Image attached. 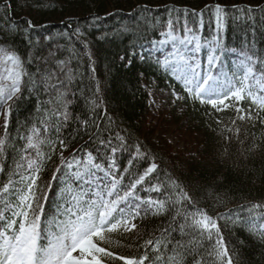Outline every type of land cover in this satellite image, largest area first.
<instances>
[{"label": "trees", "instance_id": "1", "mask_svg": "<svg viewBox=\"0 0 264 264\" xmlns=\"http://www.w3.org/2000/svg\"><path fill=\"white\" fill-rule=\"evenodd\" d=\"M217 6L224 9L221 19ZM188 36L196 46L179 42ZM201 42L208 43V51L197 49ZM0 47L19 56L28 74L0 122V138L6 141L0 185L10 178L18 181L17 171L30 174L20 165L39 158L34 150H25L23 137L37 130L44 141L39 145L44 159L39 160L36 193L46 197L40 200L42 228L61 207L62 189L76 182L75 170L88 167L89 156L112 179L122 178L121 193L155 165L156 171L134 195L138 200H164L170 210L162 216L141 213L134 221L136 231L126 237L112 234L111 243L102 246L139 258L141 245L163 240L166 228H176L177 212L203 210L217 219L239 264H264V243L248 230L264 221V113L240 121L234 108L218 112L176 99L187 94L172 71L178 67L168 63L170 54L184 50L202 72L213 54L218 59L212 74L222 71L229 79L248 57L264 69V0H0ZM65 72H70V81ZM65 104L67 121L57 118ZM237 106L245 116L255 114L250 101ZM172 128L193 134L185 137L195 145L172 147L165 136ZM102 177L97 172L94 179ZM153 187L160 191H150ZM181 193L192 203H176ZM168 239L174 243L161 255H172L169 249L176 240L191 247L199 237L173 231ZM199 251L193 248L184 264H195L193 256L201 260Z\"/></svg>", "mask_w": 264, "mask_h": 264}, {"label": "snow or ice", "instance_id": "2", "mask_svg": "<svg viewBox=\"0 0 264 264\" xmlns=\"http://www.w3.org/2000/svg\"><path fill=\"white\" fill-rule=\"evenodd\" d=\"M223 11L222 7H216L218 19L222 18ZM29 27H32L30 23ZM216 59L218 58H209V67L204 72L200 70L198 62L193 64L188 60L183 61V66L180 68L173 66L172 71L183 84L184 92L187 94L186 97H176V99L198 102L218 112L234 108V111L240 114L237 117L240 121H253L256 116L264 113V69L258 68L257 60L248 57V63L238 65L239 71L233 72V78L225 80L221 79L224 73L215 76L212 74ZM0 65L3 66V70L0 71V106H2V102L17 97L21 91L22 79L28 74L24 71L20 57L9 53L3 47H0ZM61 71L64 72V69L62 68ZM65 75L70 81V72H65ZM53 87L58 86L53 85ZM226 101H234V104H226ZM244 101L251 102L255 114L251 111L247 116L243 114L245 110L237 105ZM92 103L95 104V101ZM69 116L68 106L65 104L63 112L57 118L67 121ZM235 122L233 120V123ZM216 123L220 121L217 120ZM3 127L7 135V118ZM39 136L40 133L33 129L32 135L23 138L26 140L25 150H34L39 160H43L39 145L44 141L39 139ZM63 143L61 140V151L64 150ZM5 149L6 141L0 138V155ZM137 151L139 152V149ZM39 160L26 159L20 168L26 167L30 174L17 171L15 175L19 176L18 181L10 178L8 183L0 185V201H3V205L0 206V264H115L117 261H121L122 264H157V262L184 264L185 257L192 254L193 248L200 249L198 254L201 256V260H196L193 256L195 264H239L234 250L227 245L222 235L217 219L210 217L203 210L191 214L177 212L173 216L174 221L177 217L180 218L176 228H166L163 240H149L141 245L144 253L139 258L123 257L102 246L111 243L109 238L112 234L126 237L128 233L136 231L137 225L134 221L141 213L162 216L170 210L164 200H138L134 195L137 187L144 183L147 176L156 171L155 165L149 167L145 176L140 177L128 190L121 193L122 178L112 179L109 173L98 163L94 164L92 157L89 156L86 161L88 167L73 173L82 191L73 193L69 190L71 196L68 206H64L60 213L63 218H54L42 228L41 217L44 209L40 200L46 197L36 195L39 191L37 180L42 170ZM67 167L71 168L74 165L69 164ZM0 171L3 169L0 168ZM59 171L60 169H57V172ZM97 172L103 173V177L94 179ZM56 179L54 175L53 180ZM105 181L110 183L102 187ZM21 184L23 187L20 186ZM84 185H88L89 189H84ZM150 191L159 192L160 188L153 187ZM9 196L12 197L11 200L8 199ZM185 201L192 203L188 194L181 193V200L176 203ZM262 225L264 221L254 228L248 226V230L252 235H258L261 243H264ZM173 231H178L184 237L195 235L199 239L191 241V247L188 243L176 240L175 247L169 249L173 254L161 255L164 248L174 243L173 239H168Z\"/></svg>", "mask_w": 264, "mask_h": 264}, {"label": "rangeland", "instance_id": "3", "mask_svg": "<svg viewBox=\"0 0 264 264\" xmlns=\"http://www.w3.org/2000/svg\"><path fill=\"white\" fill-rule=\"evenodd\" d=\"M171 41H172L171 39L167 40V42H171ZM179 42L182 43L184 46H187L188 44H186V42L189 43V40L185 39V42H184V40L179 41ZM2 70H3V66L0 65V71H2ZM7 103H8V101L2 102V106H0V122L5 117V107H6ZM174 130L175 129L168 131V133H165L167 141L169 142V144L172 147H174L178 150H183L185 148H191L192 146L195 145V142L191 143L192 140L190 142V140L188 141L187 138L185 137V135H189L192 138V136H194L193 134L189 133L184 128L179 132H177V130H175V131ZM190 137H188V138L190 139ZM87 186L88 185H84V189H86ZM69 190H71V192H73V193H78V192L82 191L80 186L76 187V186H73L72 184H69V187L67 188V192H66L67 196L65 195L66 201H67V199L69 201L70 196H71V193L69 192ZM59 217H62V216L60 215Z\"/></svg>", "mask_w": 264, "mask_h": 264}, {"label": "bare ground", "instance_id": "4", "mask_svg": "<svg viewBox=\"0 0 264 264\" xmlns=\"http://www.w3.org/2000/svg\"><path fill=\"white\" fill-rule=\"evenodd\" d=\"M198 61V60H197Z\"/></svg>", "mask_w": 264, "mask_h": 264}]
</instances>
